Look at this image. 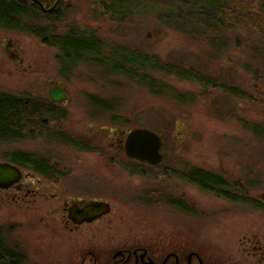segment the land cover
<instances>
[{
  "label": "rangeland",
  "instance_id": "374dc122",
  "mask_svg": "<svg viewBox=\"0 0 264 264\" xmlns=\"http://www.w3.org/2000/svg\"><path fill=\"white\" fill-rule=\"evenodd\" d=\"M209 3L127 0L107 17L94 11V2L74 0L61 18L55 35L72 31L99 39L107 55L139 54L145 65L136 75L157 82L154 90L91 63H71L30 34L0 29V92L52 102L47 81L61 83L69 98L66 105L54 103L63 115V140L38 132L0 139V163L24 154L63 190L82 188L108 201L122 241L150 238L161 253L196 252L208 264L240 261L242 236L264 241V31L225 27ZM7 39L22 55L20 66L4 53ZM154 63L207 76L219 88L153 72ZM234 88L238 96L228 93ZM102 127L154 132L162 140V163L153 168L110 149L106 131L96 139ZM193 169L236 188L227 191L234 199L189 185L184 177ZM174 200H186L192 211L173 206ZM47 222L43 215L1 210L0 234L37 264H49L66 252Z\"/></svg>",
  "mask_w": 264,
  "mask_h": 264
},
{
  "label": "trees",
  "instance_id": "16d2710c",
  "mask_svg": "<svg viewBox=\"0 0 264 264\" xmlns=\"http://www.w3.org/2000/svg\"><path fill=\"white\" fill-rule=\"evenodd\" d=\"M73 1L0 0V29L30 34L39 39L43 45L58 48L65 59L71 63H91L130 79L137 78L138 81L147 84L151 90L159 88L160 85L152 79L137 77V72L145 65L139 54L120 51L110 53L109 56L104 54V47L99 39L91 36L85 37L72 31H64L59 35L54 34L55 29L61 23V18L69 11ZM86 1L94 2L92 5V8L96 9L94 11L107 17H111L113 12L116 13L117 9L127 3V0ZM209 2L214 15L225 27H249L255 33L264 31V0L244 5L234 2L225 5L223 0H209ZM38 23L43 26L38 27ZM151 71L194 81L206 89L219 88L207 76L170 66L165 67L159 63H154ZM228 93L234 96L237 94L235 88L228 90ZM62 117L60 107L52 102L0 92V139H17L29 133L38 132L63 140V134L58 127V122L62 120ZM64 139L67 142L70 140V144L72 143L70 138L69 140H67L68 138ZM9 160L19 167L41 173L40 166L24 154H11ZM43 174L45 173L43 172ZM185 178L200 190L220 197H227V199H234L228 193L237 191L234 187L225 189L223 182L216 179L215 175L210 172L193 169L190 173H185ZM17 255L15 247L11 243H7L0 235V264H17Z\"/></svg>",
  "mask_w": 264,
  "mask_h": 264
},
{
  "label": "flooded vegetation",
  "instance_id": "af4514ba",
  "mask_svg": "<svg viewBox=\"0 0 264 264\" xmlns=\"http://www.w3.org/2000/svg\"><path fill=\"white\" fill-rule=\"evenodd\" d=\"M4 48L12 57L10 60L20 66L23 62L22 55L9 39L6 40ZM44 82L49 86V91L55 86L47 81ZM178 129L177 136L181 141L180 135L183 128ZM129 130L132 128L102 127L96 132V139H100L102 133L106 131L107 139L104 141L108 147L125 155L124 145ZM91 132L92 130H89V133ZM68 143L70 144V140ZM160 153H162L161 150ZM15 167L20 170L21 177L14 185L0 189V211H13L21 214L22 217L35 215L38 218L43 215L47 219V223H50L51 228L58 233L64 244L63 251L66 252L49 264H208L196 252H185L179 249L161 253L154 249V243L150 238L145 242H138L135 238L122 241L111 222V204L108 201L90 196L82 188L76 191L63 190L59 186V181L46 180V175L42 171L39 173L32 169L23 168L22 170L20 169L22 167ZM184 180L189 185L200 189L187 181L185 177ZM222 198L227 199V197ZM259 198V201L264 202V194ZM102 202L109 205V211L106 214L97 215L98 204ZM241 203L248 205L246 201ZM171 204L187 212L193 209L186 200L185 202L174 200ZM90 216L93 218L92 221H85V218ZM0 235L7 243L12 244L4 233ZM12 245L18 253L17 264H37L29 255L23 253L18 244ZM238 245L240 261H214L211 264H264V241L259 236L246 234L239 239Z\"/></svg>",
  "mask_w": 264,
  "mask_h": 264
},
{
  "label": "water",
  "instance_id": "95a60500",
  "mask_svg": "<svg viewBox=\"0 0 264 264\" xmlns=\"http://www.w3.org/2000/svg\"><path fill=\"white\" fill-rule=\"evenodd\" d=\"M5 55L12 59L10 54L4 49ZM55 86L49 91L48 98L56 104H66L69 102L68 94L61 83H53ZM161 139L154 132L146 129H132L127 132L124 154L128 159L135 160L141 164L156 166L163 160L161 150ZM20 170L9 164L0 163V189L8 188L19 181ZM99 212L97 215L108 213L109 205L105 202L98 204ZM95 217V216H93ZM92 217H86L85 221H92Z\"/></svg>",
  "mask_w": 264,
  "mask_h": 264
}]
</instances>
